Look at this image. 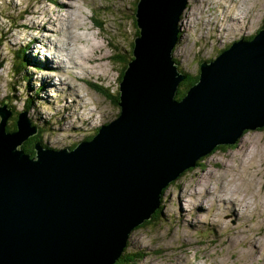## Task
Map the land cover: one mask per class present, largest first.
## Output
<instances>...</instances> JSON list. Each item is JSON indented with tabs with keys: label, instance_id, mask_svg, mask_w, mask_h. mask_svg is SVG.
Listing matches in <instances>:
<instances>
[{
	"label": "water",
	"instance_id": "95a60500",
	"mask_svg": "<svg viewBox=\"0 0 264 264\" xmlns=\"http://www.w3.org/2000/svg\"><path fill=\"white\" fill-rule=\"evenodd\" d=\"M188 0H138V36L119 83V114L72 150L37 143L26 112L7 132L0 105V264H114L129 234L160 208L163 190L246 130L264 128V28L199 64L198 80L173 51Z\"/></svg>",
	"mask_w": 264,
	"mask_h": 264
},
{
	"label": "rangeland",
	"instance_id": "374dc122",
	"mask_svg": "<svg viewBox=\"0 0 264 264\" xmlns=\"http://www.w3.org/2000/svg\"><path fill=\"white\" fill-rule=\"evenodd\" d=\"M240 1L188 0L180 16V40L173 51L180 72L197 75L202 61L213 60L230 43L241 38L251 39L264 27V0ZM137 2L23 0L21 3L17 0H0V101L8 103L12 116H15L24 112V102L29 105V98H32L33 106L30 103L31 110L26 115L38 121L37 139L41 140L42 145L55 151L67 148L72 150L119 114V107L114 109L92 87L102 85L113 94H118L119 67L111 58L126 55L127 50L130 51L136 36L133 22L125 16H130L132 11L135 13ZM222 7L230 9V13ZM239 12L240 21L237 24L231 23L228 16L239 15ZM53 16L56 29H50L46 24ZM64 16L73 21L68 27L64 23ZM33 23H43L45 28L34 29ZM65 36L68 38L63 42L61 38ZM34 37L45 40L39 43ZM46 40L55 44L57 42L60 48L74 50L72 53L77 55L75 64L79 67L73 70L76 76L55 73L53 92L50 88L47 90L45 84L43 92L39 87L41 79L46 80L49 76L48 72L40 73L42 69L44 71L45 65L41 64L42 58H49L48 54H51ZM69 44L72 45L69 47ZM77 47L82 54L89 52V61L80 58V53L75 50ZM20 48L23 50H18ZM58 57L65 61L61 67L68 71V67L72 66L70 61L64 56ZM15 67L19 70L17 74H14ZM59 78L67 79L72 87L78 88V94L74 92L69 97L71 92L68 88L58 85ZM77 95L82 98V102ZM74 98L79 103L72 113L62 111L63 105L73 103ZM90 115L93 117L88 118ZM13 124L14 119L10 118L7 127ZM221 147L198 159L194 168L186 169L166 187L160 202V222L155 223L154 227H139L128 236L123 259L127 260L132 255L141 258L128 264H264V206L260 205V201L264 203V128L246 130L234 146ZM36 153L29 154L30 158ZM224 177H238L239 181H225ZM245 179L248 185L242 184ZM201 184L216 192L228 191V197L234 193V197L243 199L241 205L245 204L244 201L248 205L251 203L247 209L243 208L248 213L236 219L228 206H217L211 196L202 195L196 203L186 204L198 198L184 193H190L197 187L199 191L202 190ZM180 195L186 199L179 202ZM195 205H198L200 211ZM218 207L223 209L219 210ZM185 210V218H182L180 211ZM258 210L262 211V222L261 218L253 216ZM213 216L221 220L223 227L208 223V219L211 222ZM194 220L197 224L191 226ZM252 223L256 227L245 229L246 225L251 226ZM230 235L231 239H228ZM237 240H244L246 249ZM253 243L258 244L260 255L247 258ZM138 253H141V257ZM232 253H236L237 259L232 257Z\"/></svg>",
	"mask_w": 264,
	"mask_h": 264
},
{
	"label": "bare ground",
	"instance_id": "6f19581e",
	"mask_svg": "<svg viewBox=\"0 0 264 264\" xmlns=\"http://www.w3.org/2000/svg\"><path fill=\"white\" fill-rule=\"evenodd\" d=\"M17 1H20L21 3H22V1L23 0H17ZM242 1V0H241ZM240 1V2H241ZM244 2V1H243ZM202 3H203V1H202ZM247 4V3H246ZM241 6V5H240ZM246 6V5H245ZM64 7V6H63ZM248 7V6H247ZM225 9L226 10V12L229 14L230 13V9H228V8H225V7H222L221 9ZM64 9V8H63ZM241 9H242V7H241ZM240 9V10H241ZM247 9V8H246ZM65 10V9H64ZM239 10V9H238ZM31 12V11H30ZM37 12H39V11H37ZM68 12V11H67ZM181 14H182V12H181ZM239 15H229L228 17H229V20L231 21V23H235V24H237V22H239L240 21V15H241V12H239L238 13ZM56 15V14H55ZM70 16V15H69ZM65 17H68V16H64V23H66V25H67V27H68V25L70 24V23H72L73 21H72V19L70 18V17H68V18H65ZM79 19H81V18H79ZM63 20V19H62ZM34 22V21H33ZM56 20H55V16H53V17H50L48 20H47V22H46V24L48 25V27L50 28V29H56ZM32 26L34 27V29H38V30H40V29H44L45 28V24H36L35 25V23H33L32 24ZM15 28V27H14ZM64 29V28H63ZM60 31H61V29H60ZM59 31V32H60ZM64 31V30H63ZM91 31V30H90ZM50 33H51V31H49ZM62 36H64V35H62ZM49 38H51V37H49ZM48 38V39H49ZM65 38H68V36H65V37H63V38H61V39H63V42H64V40H65ZM32 39V38H31ZM30 39V40H31ZM34 40H36V41H38L39 43H41V42H44V40L45 39H43V38H33ZM53 39V38H52ZM180 39V38H179ZM46 42L48 43V48L50 49V52H51V54H48V56H49V58H45V59H43L42 58V61H41V64H45L44 66H43V68H44V71H43V69L41 70V73H43V74H46V72H48V78L45 80V79H41L42 80V82H41V85L39 86L40 88H42L41 90H42V92L45 90L44 88H43V85L45 84L46 86H47V90L50 88V90L53 92L55 89L53 88V86L55 87V85H56V82H54L53 81V76L55 75V73H57V74H59V75H63V74H67V75H73L74 74V76H76V74H75V71L77 70V69H79V67L75 64V59L77 58V55H75L76 53H72V52H74V50H72V49H70V48H60L58 45H57V42H56V44L54 43V42H52L51 40H46ZM59 43V42H58ZM60 44V43H59ZM65 44V43H64ZM61 45V44H60ZM72 44H69L68 46L70 47ZM74 46V45H73ZM20 47V46H19ZM76 47V46H75ZM73 48V47H72ZM37 49V48H36ZM18 50H23L22 48H20V49H18ZM65 50L67 51L66 53H65ZM75 50H77L79 53H80V49L77 47ZM175 52V51H174ZM78 54V53H77ZM59 55H61V56H64V57H66V60L67 61H70V63L72 64V66H70V67H68V71L66 70V69H63L62 67H61V65H65V61H62V57L60 58V57H58ZM79 56H80V58L82 57H84V60H86V62L87 61H89V57H90V55H89V52H85V53H80V54H78ZM94 55H95V53H94ZM93 55V56H94ZM92 58V57H91ZM63 60H65V59H63ZM77 60V59H76ZM40 63L38 64L39 66H42ZM86 64V63H85ZM52 65V66H51ZM56 68V69H55ZM75 69V71H73ZM63 73V74H62ZM84 75V74H83ZM58 81H60V84H58L59 86L60 85H65L66 86V89L68 88V90L71 92L70 94H69V97H71V95L75 92L76 94H78V92H77V89L78 88H74V87H72L68 82H67V79H62V78H59L58 79ZM34 83V82H33ZM35 84V83H34ZM52 85V86H51ZM57 85V86H58ZM46 92V91H45ZM50 96H52V94H50ZM53 96H55V95H53ZM77 97H78V100L80 101V102H82V98H80V96H78L77 95ZM176 98V97H175ZM78 100H76L75 98H74V102L73 103H71V104H68V105H63V109H62V111H64L65 113H72V111H73V109H75L76 108V105L79 103V101ZM52 103H53V100H52ZM93 116L92 115H90V117H88V118H92ZM68 149V148H67ZM234 177V176H233ZM233 177H229V178H227V179H225L226 177H224L223 179L226 181V180H228V179H230V181L231 182H236V181H239V178L238 177H235L234 179H233ZM245 178V177H244ZM243 178V179H244ZM233 179V180H232ZM246 179H247V177H246ZM245 179V183H242L243 185H248L247 184V180ZM263 183V182H262ZM234 185V184H233ZM250 186V185H249ZM201 187H202V190H200L199 191V189H198V187L197 188H195V189H192L191 190V192L190 193H184V195L185 194H190L191 196H195L196 198H198V199H195V198H193V201H188L186 204H188L189 205V203H192V202H195L196 203V201H198V200H201V199H199V197H201L202 195L203 196H207V197H209V196H211L212 198H214L215 199V201H216V205L217 206H219V205H223V206H228V208H229V211L233 214V217H235L236 219H239L240 217H242V216H245V214H247L248 213V211L245 213L244 212V210H243V208H248V206H250L251 205V203H249V205L247 204V202L246 201H244L245 202V204L244 205H241L242 203H243V199H239V198H237V197H234L233 195H234V193L231 195H229L230 197H228L227 196V194H229L228 193V191H220V192H216L214 189H212L211 190V188L210 187H208V188H205V186L203 185V184H201ZM226 188V187H225ZM230 192V191H229ZM207 197H205V198H207ZM186 199V197H184V196H182V195H180V197L178 198V200H179V202L182 200H185ZM260 205H262V207L264 206V203L262 202V201H260ZM209 207H211V205L209 206ZM209 207H207V211H209ZM195 208L196 209H198V211H200V209H199V207H198V205H195ZM187 209V208H186ZM218 209L219 210H222L223 208H221V207H218ZM241 209V210H240ZM187 210H185V211H180V216L182 217V218H185V215H186V212ZM257 212H259V214L258 215H256V213ZM257 212H255L254 214H253V216H256L257 217V219L258 218H261V220H260V222H262V211H257ZM208 214H209V212H208ZM210 215V214H209ZM239 216V217H238ZM163 218V217H162ZM207 219V218H206ZM252 219V218H251ZM208 223H210V224H213V225H215V226H218V225H221L222 227H223V224H222V222H221V220L220 219H218L216 216H213V218H212V221L211 222H209V219H208ZM254 223H258L257 221H255ZM254 223H252V225L251 226H245V229H250V228H252L253 226H255V225H253ZM195 224H197L196 222H195V220L193 221V224L191 223V226H194ZM256 227V226H255ZM234 229V228H233ZM233 235V234H232ZM228 239H231V235L228 237ZM250 242H252V241H250ZM237 243H239V244H242L243 245V247H244V249H246V242L243 240L242 242L241 241H238L237 240ZM249 243V242H248ZM254 244V243H253ZM257 245L258 244H254L252 247H251V249H249L248 250V252H247V258L250 256H252L253 255V258H255L256 256L258 257L259 255H260V248H258L257 247ZM233 255H232V257L233 258H236V253H232ZM255 256V257H254ZM237 259V258H236Z\"/></svg>",
	"mask_w": 264,
	"mask_h": 264
},
{
	"label": "trees",
	"instance_id": "16d2710c",
	"mask_svg": "<svg viewBox=\"0 0 264 264\" xmlns=\"http://www.w3.org/2000/svg\"><path fill=\"white\" fill-rule=\"evenodd\" d=\"M138 3V2H137ZM137 5V4H136ZM133 11L131 12V15L130 16H125V18L127 17L129 20H131L132 22H133V27H134V35L137 37L138 36V34H139V30H138V28H137V26H136V20H135V17L133 16ZM135 14V13H134ZM179 38H180V33H179ZM178 38V41H177V43H179V39ZM27 47V46H26ZM133 47H134V45H133V43H132V45L130 46V51L129 50H127L128 52H127V54L125 55V54H123V55H121L120 57L119 56H113L111 59H112V61L113 62H116V65H117V67H119V73H120V75H119V83L121 82V80H122V76H123V74H124V72H125V70H126V68H127V66H128V63L131 61L130 59L133 57V54H132V51H133ZM176 47V46H175ZM125 57H126V59H125ZM111 59H109V60H111ZM175 60V59H174ZM176 62V61H175ZM122 63H124V65L122 64ZM121 66H124V67H122L121 68ZM0 67H1V64H0ZM15 69H16V71L14 72V74H17L18 72H19V70H18V67H15ZM185 73V72H184ZM187 74V77L180 83V85H179V88H178V90H177V94H176V100H179V99H181L185 94H186V92H187V90L191 87V86H193L196 82H197V80H198V74L197 75H191V74H188V73H186ZM98 83V82H97ZM92 89L96 92V93H98V94H100L101 95V97H103L105 100H107L108 102H109V104L115 109V108H117L118 109V103H119V91H118V94H113L112 92H111V90L109 89V88H107V87H104V86H102V85H98V84H96V85H93V87H92ZM7 104V106L8 107H10L9 106V104L8 103H6L5 101H0V104ZM30 103H31V107L33 106V102H32V98L30 97L29 98V105L26 103V102H24V105H23V111L24 112H26V113H28L31 109L29 108V106H30ZM28 105V106H27ZM18 114V113H17ZM17 114H14L15 115V117H14V124H13V126L12 127H7V132H14V131H16L17 130ZM29 120L31 121V125H32V127H36L37 128V126H38V121H36V120H33V119H31V118H29ZM37 135H38V133H37ZM37 135L36 136H34L33 138H30L27 142H25L23 145H22V147H21V149L24 151V153L25 154H32V153H35V151H34V146H35V144H37V143H40L41 145H42V142H41V140H39V139H37ZM92 138V136H89L88 138H86L87 140H90ZM43 147L44 148H47V146L45 145V144H43ZM227 147H230V146H227ZM220 148H223V147H217V148H215L214 149V151H216V150H218V149H220ZM33 155H31V157H32ZM165 192V190H163V192H162V194ZM163 196V195H162ZM162 210V209H161ZM161 210L159 211V209L157 210V211H155L154 212V214L153 215H151V218L149 219V220H147V221H145L142 225H140V226H138V228L139 227H143V226H147V225H149L150 227H154L155 226V223H159L160 222V219H159V216L161 215ZM137 229V228H136ZM125 250V249H124ZM140 254L141 253H138V255L140 256ZM125 258H126V256H124ZM141 257V256H140ZM128 258V257H127ZM138 259H141V258H136V256H130L129 257V259H127V260H124L123 259V253L121 254V256L118 258V260L114 263V264H128V263H131V262H133V261H135V260H138Z\"/></svg>",
	"mask_w": 264,
	"mask_h": 264
},
{
	"label": "clouds",
	"instance_id": "9594fccd",
	"mask_svg": "<svg viewBox=\"0 0 264 264\" xmlns=\"http://www.w3.org/2000/svg\"><path fill=\"white\" fill-rule=\"evenodd\" d=\"M49 2H50V1H49ZM50 3H51V2H50ZM51 4H52V3H51ZM263 28H264V27L260 28V30L263 29ZM258 31H259V30H258ZM258 31H257V32H258ZM257 32H256V33H257ZM256 33H255V34H256ZM255 34H254V35H255ZM254 35L251 37V39L254 37ZM135 38H136V37H135ZM135 38H134V39H135ZM134 39H133V40H134ZM31 44H32V45H36V43H31ZM176 45H177V44H176ZM174 49H175V48H174ZM45 56H46V54H45ZM40 73H41V72H40ZM0 105H2V104H0ZM6 106H7V104H6ZM7 107H8V106H7ZM8 108H10V107H8ZM24 111H25V110H24ZM19 113H20V112H19ZM19 113H18V114H19ZM18 114H17V115H18ZM26 114H27V113H26ZM11 117H12V116H11ZM11 117H10V118H11ZM27 117H28V116H27ZM7 125H8V122H7ZM36 135H37V134H36ZM36 135H35V136H36ZM32 138H33V137H32ZM39 144H40V143H39ZM42 146H43V145H42ZM46 149H48V148H46Z\"/></svg>",
	"mask_w": 264,
	"mask_h": 264
},
{
	"label": "flooded vegetation",
	"instance_id": "af4514ba",
	"mask_svg": "<svg viewBox=\"0 0 264 264\" xmlns=\"http://www.w3.org/2000/svg\"><path fill=\"white\" fill-rule=\"evenodd\" d=\"M15 116H12L11 119H14Z\"/></svg>",
	"mask_w": 264,
	"mask_h": 264
}]
</instances>
